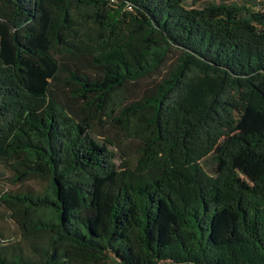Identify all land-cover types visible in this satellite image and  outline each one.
Instances as JSON below:
<instances>
[{"label": "trees", "instance_id": "obj_1", "mask_svg": "<svg viewBox=\"0 0 264 264\" xmlns=\"http://www.w3.org/2000/svg\"><path fill=\"white\" fill-rule=\"evenodd\" d=\"M250 4L0 0V162L47 179L0 195L18 229L0 264H264Z\"/></svg>", "mask_w": 264, "mask_h": 264}, {"label": "rangeland", "instance_id": "obj_2", "mask_svg": "<svg viewBox=\"0 0 264 264\" xmlns=\"http://www.w3.org/2000/svg\"><path fill=\"white\" fill-rule=\"evenodd\" d=\"M229 2L236 1V2H250L251 4L255 2H262L264 0H227ZM250 4V5H251ZM146 81L142 80L141 85H144ZM130 97H126V99H129ZM96 132L102 133V136L109 135L114 140L118 141L120 138H123V135L120 131H116L115 128H112L110 130H103L99 125L96 127ZM126 153H124L122 150H118L117 155V162H121L123 156H125ZM204 165L209 171H212L215 166V162L212 158V154H209L206 156L203 160ZM47 179L46 178H39V179H28L24 181H13V174L9 170V168L0 162V195H2L6 191H14L17 189H24L26 187H33V188H40L42 186H46ZM10 210L6 206L4 202H0V232L2 233V236L5 238L11 237V236H17L18 235V229L15 221L10 217L9 215ZM158 264H179L174 263L172 261H162Z\"/></svg>", "mask_w": 264, "mask_h": 264}, {"label": "water", "instance_id": "obj_3", "mask_svg": "<svg viewBox=\"0 0 264 264\" xmlns=\"http://www.w3.org/2000/svg\"><path fill=\"white\" fill-rule=\"evenodd\" d=\"M55 256V252L53 251L52 254H51V258L53 259Z\"/></svg>", "mask_w": 264, "mask_h": 264}]
</instances>
